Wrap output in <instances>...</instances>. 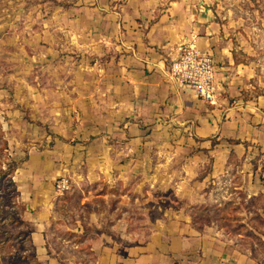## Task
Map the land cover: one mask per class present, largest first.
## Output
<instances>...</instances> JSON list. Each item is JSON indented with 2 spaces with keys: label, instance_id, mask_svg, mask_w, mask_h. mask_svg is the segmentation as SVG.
<instances>
[{
  "label": "crops",
  "instance_id": "0c3cea01",
  "mask_svg": "<svg viewBox=\"0 0 264 264\" xmlns=\"http://www.w3.org/2000/svg\"><path fill=\"white\" fill-rule=\"evenodd\" d=\"M102 5L84 7L86 16L77 29V18L68 17V40H83L84 52L95 57L84 69L97 73L84 78L90 88L81 101L75 95L72 101L108 105L84 117L90 120L83 124L86 129H98L90 132L98 143L69 147L74 153L68 168L80 164L77 153L87 147L99 152L103 167H120L129 159L132 166L169 168L147 181L152 187L173 183L176 190L94 193L74 209L83 212L82 221L62 226L54 181L67 165L63 144L30 147L13 179L36 261L264 264V252L247 248L214 220L197 221L188 207L203 198L208 184L226 183L232 193L240 190L247 198L264 193V82L253 78L258 70L249 58L254 46L246 41L258 36L246 24L264 9V0H120L108 12ZM192 36L214 63V102L201 100L170 74L180 46ZM125 136L129 141H122ZM151 151L157 153L156 163ZM132 152L148 153L133 162ZM103 179L122 182L120 176ZM208 195L216 196L213 191ZM173 200L189 204L177 208Z\"/></svg>",
  "mask_w": 264,
  "mask_h": 264
},
{
  "label": "rangeland",
  "instance_id": "374dc122",
  "mask_svg": "<svg viewBox=\"0 0 264 264\" xmlns=\"http://www.w3.org/2000/svg\"><path fill=\"white\" fill-rule=\"evenodd\" d=\"M119 2L0 0V173L9 163L14 162L18 166L24 161L28 156L27 150L32 146L52 149L55 143L63 144L67 169L68 160L74 153L69 147L72 148L74 143H98L97 135L90 136V132L98 129H86L83 124L90 120L84 117L90 112L107 110L108 105L97 100L92 104L72 101V95L81 101L82 94L90 88L86 87L88 82H84V78H96L97 73L84 69L89 63H94L95 57L84 52L83 40L80 37L68 40L66 31L72 27L68 17L77 18L78 23H74V29H77L82 27L86 16L84 7H94L91 6L93 3L104 8V4L108 12ZM258 11L260 18L259 15L251 17L246 24L258 36L250 35L246 41L254 46L249 58L257 63L258 70L253 72V78L264 82V9L259 8ZM98 12L96 9L94 14ZM122 141L129 140L125 136ZM139 141L145 140L142 138ZM98 153L86 147L77 153L82 159L80 164L65 169L63 175L56 178L67 179V188L62 193L55 190V208L59 214L57 222L62 226L74 223L75 219L82 221L83 212L77 210L76 214L74 209L80 202L83 207V199L94 198V193L176 190L173 183L155 182L152 187L147 181L152 176H159V179L166 175L169 168L162 165L132 166L128 164L129 159L124 160L120 167H103L98 164ZM132 153L136 159L133 162H138L142 156L146 158L148 152H141L140 156ZM149 157L154 163L157 153L151 151ZM16 169L0 180V213L13 212L12 215L0 216V239L10 231L21 228L26 231L25 224L15 227L8 222L11 217L21 220L23 210L20 204L15 203L14 186L8 182L10 178L15 184ZM105 175L108 178L120 176L122 182H106L103 179ZM191 184L187 185L191 187ZM202 190L205 194L196 204L173 200L172 205L179 208L189 204V208H194L191 210L192 217L197 221L207 223L214 220L224 232L241 239L247 248L264 252V193L260 191L258 195L247 198L240 190L232 193V188L226 183L208 184ZM210 191L216 196L210 197ZM60 230L62 235H66V231ZM0 264H40L36 261L27 231L20 242L0 241Z\"/></svg>",
  "mask_w": 264,
  "mask_h": 264
},
{
  "label": "built area",
  "instance_id": "2783aa9c",
  "mask_svg": "<svg viewBox=\"0 0 264 264\" xmlns=\"http://www.w3.org/2000/svg\"><path fill=\"white\" fill-rule=\"evenodd\" d=\"M178 56L170 64V74L181 87L194 91L196 96L206 102H214L216 86L214 82V63L209 54L196 45L195 36L184 42ZM56 191L62 193L67 188L65 177L56 180Z\"/></svg>",
  "mask_w": 264,
  "mask_h": 264
},
{
  "label": "trees",
  "instance_id": "16d2710c",
  "mask_svg": "<svg viewBox=\"0 0 264 264\" xmlns=\"http://www.w3.org/2000/svg\"><path fill=\"white\" fill-rule=\"evenodd\" d=\"M17 167H18L17 163H14V162L13 163H9L7 165V168H5V170L0 173V180L4 179V177L7 175L6 173L15 170ZM8 182L13 184V186H14V188H13V191H15L14 201H15V203H17V200H16V185L13 183V181L10 178L8 179ZM12 213L13 212H11V210H8L7 213L6 212L5 213L4 212L0 213V216L1 217H5V216H8L10 214L12 215ZM8 222L14 224L15 227L23 226V224H24L23 220H19V219L14 218V217L13 218L11 217V219ZM24 237H26V231L23 228H21V229H17V230H14V231H10L8 233V235L5 236L4 238L0 239V241H4V239H5V241L11 240V243L20 242V240H22Z\"/></svg>",
  "mask_w": 264,
  "mask_h": 264
}]
</instances>
